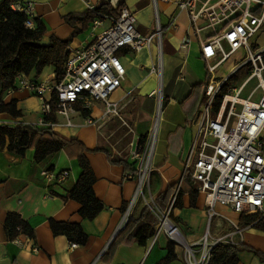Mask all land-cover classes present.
Listing matches in <instances>:
<instances>
[{
  "label": "crops",
  "instance_id": "obj_1",
  "mask_svg": "<svg viewBox=\"0 0 264 264\" xmlns=\"http://www.w3.org/2000/svg\"><path fill=\"white\" fill-rule=\"evenodd\" d=\"M177 1L155 0V8L152 0L123 1L134 14L135 29L140 35H151L157 20L161 29V75L158 77L150 72L158 57L155 42L138 52L121 50L118 57L125 76L120 87L109 96V102L115 104L116 108L120 107L117 115L112 116L111 112L105 114L104 104L98 101L87 111V117H82L78 110L70 114V126L65 125L63 116L53 114L51 116L56 125L41 127L38 125L40 103L35 96L17 88L6 91L2 96L3 103L15 102L20 117L12 118L0 113V125L23 123L50 128L53 134L72 143L39 162L34 160L33 149L26 150L23 156H17L6 150L7 141L4 147H0V264H156L165 256L170 241L163 234L154 242L152 237L149 238L143 247L132 242L125 244L121 235L117 236L120 231L117 230L118 225L134 195L136 182L126 178L128 171L123 165L112 164L102 151H94L105 148L114 159L125 161L132 170L127 156L123 158L119 155L114 145L122 141L123 136L118 134L127 129L124 130L127 137L124 146L128 153L133 143L148 133L153 122L154 95L159 83L165 105L158 122L148 196L158 207L165 208L181 188V207L172 208L170 219L178 226L187 244H193L202 237L207 228L203 196L196 191V184L192 181L190 184H178L182 161L195 133L194 120L197 117L194 107L198 98L187 97L191 88L204 83L208 75L201 71L199 40L191 31L187 14L177 10ZM20 2L32 5L31 29L37 23L44 27L41 43L45 45L51 36L63 40L71 35L72 27L64 21L66 16H80L87 10V4L97 7L102 3L100 0ZM108 24L104 20L100 27L91 29L89 23L71 39L67 51L88 44ZM185 39L189 41L186 48L181 49ZM232 70L233 67H230L220 79L227 78ZM28 77L41 82L55 78L51 67H45L38 77L34 76V72ZM86 119L92 124H86ZM188 119L190 122L187 124ZM190 128L192 130H188ZM80 152H83L95 177L93 194L102 204V210L91 221L80 218L76 202L62 199L74 187L81 172L76 161ZM47 169L55 174L66 171L68 175L60 182L46 180L40 172ZM190 192H195L193 207L190 206ZM166 193L167 198L163 200L162 196ZM142 206L143 202L137 200L131 216L136 217ZM9 213L19 215L30 226L33 238L20 235L13 241L7 239L4 222ZM216 213L218 215L212 218L213 229H210L211 226L208 228L212 237L238 229L239 233L233 236L235 245H244L264 253L262 231L240 228V215L227 207L218 206ZM48 220L78 224L87 237L86 244L75 245L71 249L64 236L51 234ZM174 254L176 258L169 264H185L181 248L174 246ZM237 264H264V261L246 250H240Z\"/></svg>",
  "mask_w": 264,
  "mask_h": 264
},
{
  "label": "built area",
  "instance_id": "obj_2",
  "mask_svg": "<svg viewBox=\"0 0 264 264\" xmlns=\"http://www.w3.org/2000/svg\"><path fill=\"white\" fill-rule=\"evenodd\" d=\"M100 1L113 10L118 9V15L113 18L97 13L101 19L91 22V29L100 27L104 20L109 22L108 26L88 44L68 53L59 81L54 78L41 82L19 74L13 88L8 90H25L37 98L41 113L38 125L41 127L56 125L46 120L53 114L63 116L65 125L70 126L69 115L76 112L75 106L89 111L98 101L104 104L105 114L112 112L116 105L109 102V96L120 87L125 76L117 55L121 50L138 52L155 42L156 61L158 66L161 65V29L157 20L154 32L142 36L135 29L134 14L124 4L120 6V0ZM152 4L155 8V0ZM86 7L89 11L96 8L90 4ZM10 8L26 16L24 26L31 28V4L14 3ZM176 8L188 16L191 31L199 40L200 56L206 63L208 75L199 114L194 120L195 133L182 161L178 186L186 178L196 184V191L203 196L206 206L207 228L197 242L189 245L170 219L174 198L167 207L160 208L150 197H145L144 182L152 172L157 136L151 125L144 140L140 143L138 139L127 153L133 173H128L126 178L134 179L136 187L117 230L124 228L137 200H141L155 220L152 242L163 234L174 246L181 248L185 264H206L214 246L235 245L233 236L239 233L236 229L219 237L209 234L208 228L212 218L218 215V206L239 215L264 217V40L261 39L264 37V0H178ZM188 41L184 40L181 49L186 48ZM238 51L244 53V60L233 67L230 75L244 68L245 76L237 85L227 86L221 94L230 75L215 81L214 73ZM251 80H255L254 89L241 98V92ZM257 91L260 97L258 101H252ZM220 95L215 109V101ZM1 100L0 91V103ZM158 104L159 101L156 102L157 109ZM155 120L156 115L153 122ZM85 123L92 124L89 119ZM40 175L46 180L60 182L68 172L55 174L47 169ZM69 247L75 248V244L70 243Z\"/></svg>",
  "mask_w": 264,
  "mask_h": 264
},
{
  "label": "trees",
  "instance_id": "obj_3",
  "mask_svg": "<svg viewBox=\"0 0 264 264\" xmlns=\"http://www.w3.org/2000/svg\"><path fill=\"white\" fill-rule=\"evenodd\" d=\"M123 1L120 0V6L124 4ZM14 3L21 2L20 0L0 1V91L2 96L6 91L13 88L17 75L23 74L27 76L31 72H34V76L38 77L45 67H51L55 80L59 81L63 75L64 63L69 53L67 47L71 39L80 31L84 30L89 23L96 19H101L97 13L113 18L118 15V9L113 10L104 3L99 4L93 11L86 10L80 16L68 15L64 18V21L72 27L71 35L63 40L51 36L49 37L48 44L45 45L41 43L44 35V27L39 23L36 24L34 29L25 27L26 16L15 13L10 8ZM235 79L234 74H231L227 78L221 94L225 93L228 84H231ZM206 84L207 82L205 81L204 83L194 85L188 94L187 98H198L194 107L195 117L199 114V107L204 97ZM220 99L221 95L217 96L215 109L218 107ZM164 105L165 98L162 97L161 107L164 108ZM75 109L80 111L82 117L88 116V112L79 110L78 106H75ZM0 113H5L12 118L20 117V112L16 110L14 101L8 103L1 101ZM46 120L53 122L52 116H48ZM189 122L190 120L188 119L186 123L188 124ZM140 139L143 141L144 137ZM6 141V150L17 156H23L26 150L33 149L34 160L36 162L43 160L50 154L60 152L68 144L72 143L53 134L50 128H38L23 123L0 125V147H4ZM94 151H102L106 154L110 163L123 165L128 173H133L132 170H129L125 161L114 159L105 148H96ZM76 161L81 172L74 187L62 199L64 201L72 200L76 202L79 205L77 213L80 218L91 221L102 210V204L93 194L92 186L95 182V177L83 152L77 155ZM183 182L190 184L191 180L186 178ZM181 193V188H179V191L174 197L171 210L172 208L181 207ZM189 195L190 206L193 207L195 192H190ZM162 197L165 200L167 193ZM238 221L240 228L250 227L264 233V217L261 218L259 215L254 214H240ZM154 223L155 220L147 207L142 206L138 215L136 217L131 216L124 228L118 232L117 236L121 235L123 243L125 244L132 242L141 247L146 246L148 239L154 233ZM48 228L53 236H64L71 244L78 246L86 244L87 237L78 224L48 220ZM4 231L9 241L15 240L20 235L29 238H33L34 236L30 226L19 215L14 213L7 214L4 222ZM240 250H246L259 260L264 261V253L250 247L244 245L218 244L212 248L211 255L206 264H237L238 252ZM175 258L174 245L169 242L166 246L165 256L156 264H169Z\"/></svg>",
  "mask_w": 264,
  "mask_h": 264
},
{
  "label": "rangeland",
  "instance_id": "obj_4",
  "mask_svg": "<svg viewBox=\"0 0 264 264\" xmlns=\"http://www.w3.org/2000/svg\"><path fill=\"white\" fill-rule=\"evenodd\" d=\"M261 39H263L264 40V37H262ZM200 61H201V71L203 72V74L205 73L206 74V66H205V63H204V61L202 60V59H199ZM244 60V53L242 52V51H238V52H236V53H234L233 55H231L221 66H219L218 67V69L215 71V73H214V77H215V81H221L222 79H220V78H222L223 77V75L228 71V69L230 68V67H236L241 61H243ZM151 68H153L154 69V71H152L151 69H150V72H152V73H154L156 76H158V69H159V66H158V64H157V61L155 62V64H154V66H152ZM245 73H246V69H244V68H242V69H239L238 71H236L235 72V77H236V79H235V81H233V82H231V84H228V87H230V86H234V85H237L242 79H243V77L245 76ZM205 81L207 82L208 81V78H206V76H205ZM255 80H251L247 85H246V87L243 89V91L241 92V94H240V97L241 98H245L246 96H247V94L252 90V89H254V87H255ZM156 94H158L157 92H156ZM154 95V99H155V106H154V117H155V115H156V110H157V108H156V102L157 101H159V103H160V112L162 111V107H161V100H162V97H163V92L161 91V95H160V98H158V95ZM259 97H260V92L259 91H257L255 94H254V96H253V98H252V101H258V99H259ZM145 110L147 109V106H145V108H144ZM153 117V118H154ZM125 130V129H124ZM122 130V132H120L119 134H118V136H123L122 137V141L121 142H119V143H117V144H115L114 145V149H115V151H117V153L119 154V155H121L123 158L124 157H126L127 156V151H126V149H125V143H126V136L124 135V133H125V131L127 130ZM157 130H158V127H157ZM188 130H192L191 128L190 129H188ZM147 135V134H146ZM146 135H145V137H146ZM144 137V138H145ZM140 143H141V139H140ZM113 144V143H112ZM112 148H113V146H112ZM152 173V172H151ZM151 173H150V175H149V177L145 180V182H144V190H143V193H144V195H145V197H150V195L148 196V193H149V191H148V183H149V178H150V176H151ZM213 225H214V219L212 220V222L210 223V225L209 226H211L210 227V229H213Z\"/></svg>",
  "mask_w": 264,
  "mask_h": 264
},
{
  "label": "bare ground",
  "instance_id": "obj_5",
  "mask_svg": "<svg viewBox=\"0 0 264 264\" xmlns=\"http://www.w3.org/2000/svg\"><path fill=\"white\" fill-rule=\"evenodd\" d=\"M159 70H160V65H159ZM160 75H159V77H160ZM156 92L158 93L157 94L158 96L161 95V84L160 83H159V86H158V90ZM159 108H160V103L158 104V109H157V114H156V120L154 122H152V129L154 130V134H156V132H157L158 122H159V119H160V109ZM119 112H120V107L119 108H116L115 107L114 110L111 112V115L112 116H115Z\"/></svg>",
  "mask_w": 264,
  "mask_h": 264
}]
</instances>
